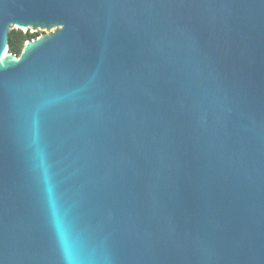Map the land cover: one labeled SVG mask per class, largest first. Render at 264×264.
Masks as SVG:
<instances>
[{
  "label": "water",
  "instance_id": "obj_1",
  "mask_svg": "<svg viewBox=\"0 0 264 264\" xmlns=\"http://www.w3.org/2000/svg\"><path fill=\"white\" fill-rule=\"evenodd\" d=\"M0 48V264H264V0H0Z\"/></svg>",
  "mask_w": 264,
  "mask_h": 264
},
{
  "label": "trees",
  "instance_id": "obj_2",
  "mask_svg": "<svg viewBox=\"0 0 264 264\" xmlns=\"http://www.w3.org/2000/svg\"><path fill=\"white\" fill-rule=\"evenodd\" d=\"M36 33L22 32L20 29H10L8 37V51L18 55L22 49L23 43L30 38H34Z\"/></svg>",
  "mask_w": 264,
  "mask_h": 264
},
{
  "label": "rangeland",
  "instance_id": "obj_3",
  "mask_svg": "<svg viewBox=\"0 0 264 264\" xmlns=\"http://www.w3.org/2000/svg\"><path fill=\"white\" fill-rule=\"evenodd\" d=\"M12 29H20V28H12ZM20 30H22V32L28 30V32L36 33V36L46 33V30H41V29H36V30H31V31H30V29H25V30L20 29Z\"/></svg>",
  "mask_w": 264,
  "mask_h": 264
},
{
  "label": "snow or ice",
  "instance_id": "obj_4",
  "mask_svg": "<svg viewBox=\"0 0 264 264\" xmlns=\"http://www.w3.org/2000/svg\"><path fill=\"white\" fill-rule=\"evenodd\" d=\"M0 51H3V49H2V48H0Z\"/></svg>",
  "mask_w": 264,
  "mask_h": 264
}]
</instances>
